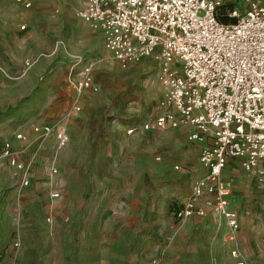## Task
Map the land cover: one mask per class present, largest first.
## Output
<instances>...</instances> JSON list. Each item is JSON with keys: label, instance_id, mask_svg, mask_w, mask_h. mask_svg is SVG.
Returning a JSON list of instances; mask_svg holds the SVG:
<instances>
[{"label": "rangeland", "instance_id": "374dc122", "mask_svg": "<svg viewBox=\"0 0 264 264\" xmlns=\"http://www.w3.org/2000/svg\"><path fill=\"white\" fill-rule=\"evenodd\" d=\"M31 1L25 9L0 0V264H236L231 246L246 264H264L257 173L238 161L224 172L241 225L232 245L211 206L205 218L177 220L174 211L206 172L204 145L189 141L188 128L127 133L163 112L159 64L145 59L122 68L103 35L79 17L83 0ZM222 1L226 10L246 11L243 0ZM81 58L98 61L97 93L78 96L69 84ZM77 103L82 112L68 118ZM58 124L72 140L52 175L55 141L34 127ZM5 143L23 170L3 155ZM55 189L61 198L53 203Z\"/></svg>", "mask_w": 264, "mask_h": 264}, {"label": "built area", "instance_id": "2783aa9c", "mask_svg": "<svg viewBox=\"0 0 264 264\" xmlns=\"http://www.w3.org/2000/svg\"><path fill=\"white\" fill-rule=\"evenodd\" d=\"M25 9L31 0H16ZM79 17L104 38L106 50L122 67L145 59L159 64V79L164 88L160 104L163 112L139 127L127 131L147 133L188 128V139L203 144L199 163L205 169L187 200L175 211L179 221L205 218L208 206L230 229L235 242L240 230L238 214L231 209L234 184L225 178L229 163L239 160L246 172H256L264 182V3L243 0L245 13L234 7L228 11L235 23L222 24L217 14L222 0H85ZM26 27L22 26V30ZM77 78L69 84L78 96L97 93L93 78L95 59H80ZM31 67V62H26ZM82 112L75 104L72 118ZM42 139L55 141L52 175L58 173V155L70 144L72 134L65 125L34 127ZM23 139V135H18ZM6 143L3 155L20 170L24 165L11 156ZM28 176L22 187L29 186ZM53 203L61 191L51 193ZM19 244L16 243V246ZM237 264H246L234 249Z\"/></svg>", "mask_w": 264, "mask_h": 264}, {"label": "crops", "instance_id": "0c3cea01", "mask_svg": "<svg viewBox=\"0 0 264 264\" xmlns=\"http://www.w3.org/2000/svg\"><path fill=\"white\" fill-rule=\"evenodd\" d=\"M84 1V7H85V5H86V3H85V0H83ZM83 7V8H84ZM105 45V44H104ZM6 144V143H5ZM5 146V145H4ZM4 149V148H3ZM233 161H238L239 163H240V161L239 160H233ZM233 161H231L230 163H232ZM230 163H229V165H230ZM229 165H228V167H227V169L225 170V171H227L228 170V168H229ZM240 165H241V163H240ZM260 168H263L264 169V161H262L261 163H260ZM226 178V177H225ZM259 178V177H258ZM228 179V178H227ZM261 184H263L264 185V182H261ZM15 196H16V200H17V202H20L21 203V206H22V208L24 207V198L21 196V195H19L18 194V192L15 194ZM232 209V208H231ZM233 210V209H232ZM21 212H22V210H21ZM217 214V213H216ZM218 215V214H217ZM194 218H197V217H194ZM192 219V218H191ZM221 219V218H220ZM190 220V219H189ZM221 221H224L223 219H221ZM224 223H225V225H226V227H227V241H228V243L230 244V245H232L233 243H235V242H231V241H229V234H230V229H229V227L227 226V223L224 221ZM239 223H240V220H239ZM19 224V221L17 220V222H16V225H18ZM9 225H11V224H9ZM241 231V225H240V230H239V232ZM239 232L237 233V237H238V234H239ZM237 240V239H236ZM17 241V240H16ZM235 249V247L234 246H231L230 247V249H229V254H230V257H231V259L233 260V261H235V263L237 264V262H238V259H235V258H233L232 257V255H231V253H232V251ZM243 260V258H240L239 260Z\"/></svg>", "mask_w": 264, "mask_h": 264}, {"label": "trees", "instance_id": "16d2710c", "mask_svg": "<svg viewBox=\"0 0 264 264\" xmlns=\"http://www.w3.org/2000/svg\"><path fill=\"white\" fill-rule=\"evenodd\" d=\"M223 8H224V7H222V8L219 10L218 14H217V18H218V20H219L222 24L235 23L236 20H235V19H231V18L229 17V15H228V11H229V10H232V9L234 8V6L231 7L230 9H228V10H226V9L224 8L225 10L223 11V13H221V10H223Z\"/></svg>", "mask_w": 264, "mask_h": 264}]
</instances>
